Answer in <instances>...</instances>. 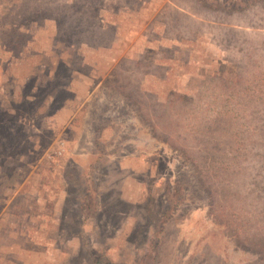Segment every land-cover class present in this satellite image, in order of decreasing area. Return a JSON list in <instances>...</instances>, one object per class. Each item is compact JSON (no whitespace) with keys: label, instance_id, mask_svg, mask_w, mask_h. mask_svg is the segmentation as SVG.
<instances>
[{"label":"rangeland","instance_id":"rangeland-1","mask_svg":"<svg viewBox=\"0 0 264 264\" xmlns=\"http://www.w3.org/2000/svg\"><path fill=\"white\" fill-rule=\"evenodd\" d=\"M0 264H264V0H0Z\"/></svg>","mask_w":264,"mask_h":264}]
</instances>
